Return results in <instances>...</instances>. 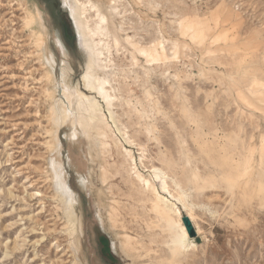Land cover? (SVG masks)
Here are the masks:
<instances>
[{
  "label": "rangeland",
  "instance_id": "1",
  "mask_svg": "<svg viewBox=\"0 0 264 264\" xmlns=\"http://www.w3.org/2000/svg\"><path fill=\"white\" fill-rule=\"evenodd\" d=\"M63 1L0 0V264H264V0H93L123 40L121 106L112 118L101 105L105 153L95 129L73 138L54 113L64 81L102 101ZM220 34L229 41L214 44ZM142 45L160 57L149 70ZM122 147L158 190L154 168L180 185L169 181L198 218L197 249L172 257L175 230ZM56 166L76 197L71 219Z\"/></svg>",
  "mask_w": 264,
  "mask_h": 264
},
{
  "label": "bare ground",
  "instance_id": "2",
  "mask_svg": "<svg viewBox=\"0 0 264 264\" xmlns=\"http://www.w3.org/2000/svg\"><path fill=\"white\" fill-rule=\"evenodd\" d=\"M63 3H64V6L69 10L70 16L72 18L71 20L73 21L74 26L78 32V44L80 48L89 55V61L87 63L85 72L82 75V79L84 81L85 87L88 90L92 91L93 93L98 94L99 98L102 101L98 102L96 98L93 96H89L88 94L84 92L74 91L68 88V86L66 85V81H64L65 85L62 86L63 89L62 88L61 89L63 91L61 92H63L64 95L66 96L67 103H65L64 101L63 102L61 101L59 103L60 104L59 106H61V108L58 106L60 109L58 111H54V110L53 111L57 115L58 122L63 123V124L68 121L71 122L73 129H74V132L72 134L73 138L79 136L78 128H77L78 126L82 128L83 130L82 133L85 135H88L89 130H91V128L95 129L98 133V138L101 141L102 150L105 153L106 151L110 150L111 145L108 143L109 135L107 131L102 130L100 126L104 125L106 129H109L110 127H109V124L107 123L108 121H106L107 114L102 110L101 105L105 104L107 106L112 118L114 115H116L117 108L121 106L120 104L123 98L120 96V94H118L121 91V89L115 87L117 83L116 78H115L116 71H117V67H116L117 65L114 62L113 49H115L116 52L118 53L119 51L118 48L122 46L123 40L119 36L117 31L114 36H112L109 33L108 28H107L109 25V18L106 14H104L103 8L101 7L99 3H95L93 0H64ZM113 3L116 4L115 2ZM117 10L118 9L114 5L111 11L117 12ZM91 14H93V16L94 15L96 16L97 18L96 21L94 22L90 21L91 17H89L88 15L91 16ZM39 19L40 21H42L41 17ZM36 21H37V18L35 15H29L26 18V24L28 26L36 25V23H38V21L37 22ZM196 23H199V22H196ZM197 26L198 25H196L195 28H197ZM191 27L193 28V25L190 26V30L192 29ZM205 32H208V31L206 30ZM202 34L203 33L201 32V35ZM35 35L37 36L38 41L40 42L44 41L43 40L44 36L42 32H38ZM206 39L207 38H205V41ZM220 41H222L225 44L229 41V38L225 34H220L215 38L213 43L217 44ZM142 46L143 48L137 54L142 59L141 61L142 68L145 67L146 70H149V68L147 67H154L159 64L160 57L157 58L158 54L155 51L154 52L156 54H151L147 50V47L145 45H142ZM131 54H132V57H134V53H131ZM50 60L54 62L53 58H50ZM65 64L67 63L65 62ZM101 72L103 76H101L100 74ZM130 72L132 71L130 70ZM140 72H143V71H140ZM130 144H134V143L131 142ZM122 150L125 153L124 159L131 166V170H134L135 178L138 181L143 183V190L141 191L149 192L150 195L153 196L152 205H153L154 210L157 211L159 214L163 215L168 220L171 230H175L174 235L171 237V243H170V252H171L172 257L174 258L180 255L181 253L191 252L197 249L198 245H196L193 242V239L189 236L186 230V227L183 223V215H182L183 213L178 208V205L181 204L182 207H184V209L186 210V215L190 218L196 233L200 234L201 229L199 226L198 218L193 213V211H191V208H189V206L186 205L182 197L175 196L174 191L172 190V187L169 184V181L172 180L174 182L175 188L177 189H180V185L177 182H175L172 178H170V176H168L161 169L154 168L153 169L154 178L158 180V182L160 183L159 184L160 188H161V191L158 190L157 188L158 186L156 187V185L153 184L152 181L146 179L141 174V172L138 171L137 169L138 167L136 165V159L134 157V154L132 153V150H129L125 147L124 148L122 147ZM246 163L248 164V160H246ZM57 166H56V169H54L57 171L56 179H58L59 182L61 183L60 186L62 187L61 190L63 189V193H62L63 201L65 202L66 207H67L68 218L71 219L75 216V205L77 202L76 197L73 191L71 190V188L69 187V183H67L68 181H66V177L64 175L65 172L63 173V170H61L62 168L60 169V167H57ZM153 181L155 180L153 179ZM175 201L177 203H174ZM130 238L131 237L129 236L126 237L127 244H130L131 242Z\"/></svg>",
  "mask_w": 264,
  "mask_h": 264
},
{
  "label": "water",
  "instance_id": "3",
  "mask_svg": "<svg viewBox=\"0 0 264 264\" xmlns=\"http://www.w3.org/2000/svg\"><path fill=\"white\" fill-rule=\"evenodd\" d=\"M183 223H184V225L186 227V230H187L189 236L191 238L196 237V235H197L196 231H195L194 226H193V224H192V222H191V220H190V218L188 216H185L183 218Z\"/></svg>",
  "mask_w": 264,
  "mask_h": 264
}]
</instances>
